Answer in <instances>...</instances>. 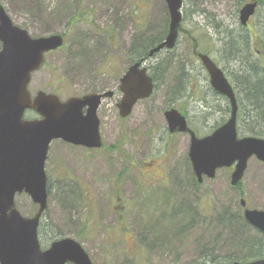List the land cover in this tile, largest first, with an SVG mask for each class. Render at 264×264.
Returning a JSON list of instances; mask_svg holds the SVG:
<instances>
[{
	"label": "rangeland",
	"instance_id": "374dc122",
	"mask_svg": "<svg viewBox=\"0 0 264 264\" xmlns=\"http://www.w3.org/2000/svg\"><path fill=\"white\" fill-rule=\"evenodd\" d=\"M249 1L184 0V32L176 48L146 64L152 75L151 67L164 63L158 74L162 79L154 94L123 119L117 106L122 99L120 78L132 65L129 50L164 33L169 21L165 0H0L13 23L33 38L65 39V46L47 54L43 68L33 74L29 86L33 97L45 92L65 101L113 93L98 112L102 149L62 141L50 147L46 163L50 193L40 226L44 249L62 237L80 242L95 264H129L133 250L142 256L140 264H200L205 262V248L221 257L236 255L240 251L230 240L237 234L247 241L256 237L251 229L226 230L216 219L243 214L242 199L247 208L264 211V163L252 158L238 189L230 185L231 168L196 185L188 158L190 136L169 135L164 116L173 107L181 110L200 137L228 120V102L211 89L191 37L222 69L231 76L237 73L239 64L220 53L221 41L226 31L242 32L237 6ZM263 30L264 3L244 31L260 36ZM182 67L190 75L187 91L174 104L172 93ZM26 118L36 116L29 113ZM240 136L251 135L243 131ZM77 185H82L87 203L61 197V190H78ZM16 207L24 217L37 212L25 194L16 197ZM201 207L206 209L204 216L196 214Z\"/></svg>",
	"mask_w": 264,
	"mask_h": 264
},
{
	"label": "water",
	"instance_id": "95a60500",
	"mask_svg": "<svg viewBox=\"0 0 264 264\" xmlns=\"http://www.w3.org/2000/svg\"><path fill=\"white\" fill-rule=\"evenodd\" d=\"M169 12V31L165 41L149 52L148 58L163 51H172L178 42L183 20L184 0H165ZM257 2L247 3L239 13L242 27L255 15ZM0 264H94L80 243L65 238L43 250L38 229L48 207L46 162L53 141L90 150L103 145L100 120L97 116L102 100L113 93L89 94L61 102L56 95L39 92L34 98L29 91L32 75L39 71L48 53L64 46L61 35L33 38L16 26L0 4ZM196 49V48H195ZM197 53V52H196ZM206 69L213 90L230 104V118L205 138H199L178 110L165 112L170 134L190 136V159L199 184L214 179L218 170L232 168L231 186L241 183L249 161L255 157L264 163V139L238 136V102L224 72L205 54H196ZM147 60L129 67L120 79L122 99L118 104L120 117L128 118L139 101L152 96L154 79L146 67ZM33 111L36 120L25 114ZM26 194L38 207L27 218L16 208V196ZM246 207V202L241 201ZM244 218L264 234V211L245 209ZM264 264V258L249 263Z\"/></svg>",
	"mask_w": 264,
	"mask_h": 264
},
{
	"label": "trees",
	"instance_id": "16d2710c",
	"mask_svg": "<svg viewBox=\"0 0 264 264\" xmlns=\"http://www.w3.org/2000/svg\"><path fill=\"white\" fill-rule=\"evenodd\" d=\"M259 5L261 6L264 3V0H258ZM241 3L237 6V12L241 8ZM168 25L163 34H160L157 37H151L145 41L137 43L133 45L129 50V57H131L132 63H137L142 59H148L149 52L160 45L167 36L168 33ZM217 29L220 28V25L216 26ZM264 30L260 32V36L247 34L242 28V32H234V31H226L224 34V38L221 41V49L220 53L223 54V58L226 61L236 62L239 64V71L237 73L231 74L228 73L226 69H223L227 77L231 80V77H234L231 83L233 84L235 91L237 93V101L239 105L238 112V132L239 135L241 132L245 131L253 137H258L264 139ZM259 40V44L256 45L255 41ZM197 42L198 49L200 50V45ZM257 47H260L258 49ZM203 52V51H200ZM208 53V52H203ZM209 55V54H208ZM158 56V55H157ZM155 56L154 58H156ZM164 63L160 62L157 66L151 67L153 71L152 76L156 83H159L160 79L158 74L163 71L162 67ZM166 70V68L164 69ZM181 76L179 77L178 86L175 91L172 93L173 99L171 102L174 104L181 100L184 95L183 92L187 91L186 84H188L190 75L186 73L184 68L181 69ZM164 74V73H163ZM231 76V77H230ZM160 78V79H159ZM157 88V85H156ZM155 88V89H156ZM174 108V107H173ZM177 109V108H176ZM229 109V106H228ZM195 180V177H194ZM196 182V180H195ZM196 185H199L196 182ZM78 186V185H77ZM80 186H78V190L73 189L69 191H62V195L65 196H73V199L79 200L83 202L88 201V197L80 190ZM61 189V187L59 188ZM49 190V188H48ZM50 193V190H49ZM75 196V197H74ZM85 203V204H86ZM199 210L200 216H204L202 213L205 208L201 207ZM200 209V207H199ZM216 222L222 224L226 230L236 229L241 232L243 229H251L256 232V237L251 240H246L243 237H239L237 234L235 238L230 240L231 244H237L236 248H238L240 253L234 254L230 253L225 256L216 255L217 252L212 251L210 249L205 248L203 250V259L205 262H209L210 264H224V263H232V262H243L247 263L253 260H258L264 258V234L256 231L243 218V214H235L226 216L223 215L217 217ZM41 226V225H40ZM128 229H124L123 233L127 232ZM40 233V229H39ZM62 238V237H61ZM60 237H56L55 240L61 239ZM53 240V241H55ZM52 241V242H53ZM129 247H132L130 244ZM134 253V260H132L129 264H140L139 262H143L141 260L142 256L139 255V252L132 251ZM139 258V259H138ZM200 263V264H204Z\"/></svg>",
	"mask_w": 264,
	"mask_h": 264
},
{
	"label": "flooded vegetation",
	"instance_id": "af4514ba",
	"mask_svg": "<svg viewBox=\"0 0 264 264\" xmlns=\"http://www.w3.org/2000/svg\"><path fill=\"white\" fill-rule=\"evenodd\" d=\"M181 111V110H180ZM182 113V112H181ZM187 121H188V125H189V127H190V123H189V120H188V118H187ZM191 128V127H190ZM192 129V128H191Z\"/></svg>",
	"mask_w": 264,
	"mask_h": 264
}]
</instances>
